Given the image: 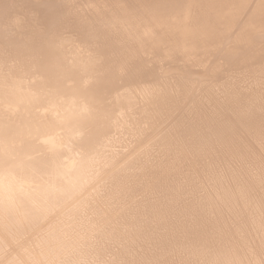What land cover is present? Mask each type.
Masks as SVG:
<instances>
[{
  "label": "bare ground",
  "instance_id": "6f19581e",
  "mask_svg": "<svg viewBox=\"0 0 264 264\" xmlns=\"http://www.w3.org/2000/svg\"><path fill=\"white\" fill-rule=\"evenodd\" d=\"M0 264H264V0H0Z\"/></svg>",
  "mask_w": 264,
  "mask_h": 264
}]
</instances>
